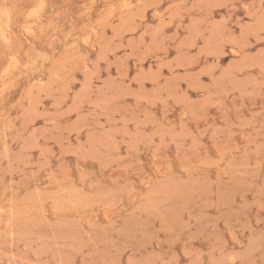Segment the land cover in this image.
Instances as JSON below:
<instances>
[{"label":"rangeland","instance_id":"1","mask_svg":"<svg viewBox=\"0 0 264 264\" xmlns=\"http://www.w3.org/2000/svg\"><path fill=\"white\" fill-rule=\"evenodd\" d=\"M45 3L0 18V264L259 259L260 0Z\"/></svg>","mask_w":264,"mask_h":264},{"label":"snow or ice","instance_id":"2","mask_svg":"<svg viewBox=\"0 0 264 264\" xmlns=\"http://www.w3.org/2000/svg\"><path fill=\"white\" fill-rule=\"evenodd\" d=\"M236 6L243 7L250 16H254V14L251 12V9L255 7L254 0H235ZM228 4H223L221 7H228ZM20 7H24L25 9H30V11L27 12L29 23L27 26L24 27V31L31 36L33 33L31 31V21L39 19L42 14L45 12L47 8V4L45 3V0H38L35 4H28V5H10L7 3V0H4L3 3H0V18H6L9 23L12 22V16L11 13L8 11V9H19ZM259 10L261 13V28L259 35L262 39H264V0H260ZM254 23V20H253ZM250 27V25H249ZM238 36L242 39L245 35L244 26H242L240 29H237ZM248 35H251V32H248ZM7 42V41H6ZM235 47V46H234ZM234 55H239V52H235ZM261 117V123H264V109L261 110L260 113ZM264 131V129H262ZM261 216L264 217V201L261 203ZM264 223V221H262ZM90 264V262H89ZM241 264H264V247L261 248V257L259 259H246L241 262Z\"/></svg>","mask_w":264,"mask_h":264}]
</instances>
